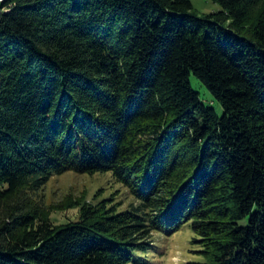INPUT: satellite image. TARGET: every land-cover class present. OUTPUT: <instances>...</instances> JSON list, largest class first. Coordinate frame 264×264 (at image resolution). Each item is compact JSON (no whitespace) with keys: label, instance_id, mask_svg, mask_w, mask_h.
Here are the masks:
<instances>
[{"label":"trees","instance_id":"trees-1","mask_svg":"<svg viewBox=\"0 0 264 264\" xmlns=\"http://www.w3.org/2000/svg\"><path fill=\"white\" fill-rule=\"evenodd\" d=\"M215 1H0V264H139L186 224V264H264V0ZM65 171L135 202L54 224Z\"/></svg>","mask_w":264,"mask_h":264},{"label":"rangeland","instance_id":"rangeland-1","mask_svg":"<svg viewBox=\"0 0 264 264\" xmlns=\"http://www.w3.org/2000/svg\"><path fill=\"white\" fill-rule=\"evenodd\" d=\"M194 10L199 14L216 12L222 9L215 0H191ZM192 87L199 92L201 100L222 114L220 102L206 86L194 75H190ZM34 201L43 205L54 224L78 220L82 206L104 205L114 212L128 209L135 202L133 195L110 172L86 174L65 171L53 175L33 195ZM192 230L186 224L170 235L156 237L155 245L146 253L141 263L145 264H186L201 259L199 248L192 242ZM139 263V264H141Z\"/></svg>","mask_w":264,"mask_h":264},{"label":"built area","instance_id":"built-area-1","mask_svg":"<svg viewBox=\"0 0 264 264\" xmlns=\"http://www.w3.org/2000/svg\"><path fill=\"white\" fill-rule=\"evenodd\" d=\"M0 1H2V0H0Z\"/></svg>","mask_w":264,"mask_h":264}]
</instances>
